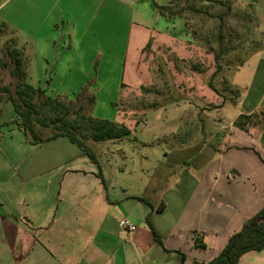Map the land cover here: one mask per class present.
I'll use <instances>...</instances> for the list:
<instances>
[{
  "label": "rangeland",
  "instance_id": "rangeland-1",
  "mask_svg": "<svg viewBox=\"0 0 264 264\" xmlns=\"http://www.w3.org/2000/svg\"><path fill=\"white\" fill-rule=\"evenodd\" d=\"M156 4L169 6L165 16ZM102 13L97 16L95 38L92 28L82 45L70 48L66 38L53 48L44 46L46 53H39V66L24 80L46 92L44 98H35L40 104L36 132L44 139L58 133L54 125L43 126L39 119L63 116L65 110L54 106L66 104V119L83 122L77 135L93 150L97 163L69 139L35 144L28 137L33 147L27 143L18 156L19 181L27 175L22 167L28 165L35 168L30 173L33 182H57L64 168H97L115 185L132 181L118 168H139L147 185L145 190L134 187L132 191L154 203L177 179L171 168H189L188 163H172L164 155L182 150L183 142L168 135L174 127L181 133L190 131L195 141L214 144L221 134L231 133L233 126L246 132L258 127L257 137L264 141V112L254 113L252 121L242 115L236 123L221 126L223 120H237V113L247 109L245 100L264 87V0H128L127 7L109 8L106 23L101 21ZM27 31L20 30L21 38L31 42ZM16 49L22 51L26 68L24 46L1 28L0 88H9L20 102L16 91L21 81L13 75L15 65L10 57ZM210 82L227 98L223 112L215 100L217 96L219 102L224 99L210 88ZM234 90L242 96L237 104ZM0 98L5 102L0 117L20 119L9 94L0 92ZM47 99L51 103L43 105ZM201 106L209 114L205 121L193 112ZM97 119L117 121L132 134L117 141H95L92 120ZM39 168L48 169L41 173ZM159 172L168 178L159 181ZM151 183L161 187L155 190ZM111 195L117 197V189H111ZM106 197L102 187L95 194L102 202Z\"/></svg>",
  "mask_w": 264,
  "mask_h": 264
},
{
  "label": "crops",
  "instance_id": "crops-1",
  "mask_svg": "<svg viewBox=\"0 0 264 264\" xmlns=\"http://www.w3.org/2000/svg\"><path fill=\"white\" fill-rule=\"evenodd\" d=\"M113 5L127 7L128 0H0V29L9 30L24 46L29 77L39 66V53H46L44 46L53 48L66 38L70 48L82 45L92 28L95 38L98 14L104 12L101 21L106 23ZM20 30H28L33 40H23ZM260 91L245 100L247 109L237 113V120H223L221 126L236 123L242 115L252 121L254 113L264 112V87ZM217 97L215 105L223 112L226 103ZM241 100L239 96L234 102ZM4 103L0 98V113ZM206 109L193 108L198 120L209 116ZM17 120L0 117V264L209 263L264 207V141L257 137L258 127L246 132L233 126L216 144L195 141L178 126L171 129L168 135L183 142L182 150L164 155L189 168H171L175 183L153 203L132 191L147 185L139 168H118L132 177L120 185L103 174L104 185L97 168H64L57 182H33L35 168L28 165L19 181L18 156L30 142ZM39 169L43 173L48 168ZM158 174L159 181L168 178L167 173ZM151 184L155 190L161 187ZM101 187L106 202L95 199ZM111 189L119 195L113 197ZM123 220L136 231L122 227ZM239 264H264V250L245 254Z\"/></svg>",
  "mask_w": 264,
  "mask_h": 264
},
{
  "label": "trees",
  "instance_id": "trees-1",
  "mask_svg": "<svg viewBox=\"0 0 264 264\" xmlns=\"http://www.w3.org/2000/svg\"><path fill=\"white\" fill-rule=\"evenodd\" d=\"M173 3V2H172ZM171 3V4H172ZM156 8L162 15H166L169 11V6H160L156 4ZM22 51L13 50L11 51L10 57L13 60L15 68L13 70V75L16 76L21 82L16 91L19 101L17 102L13 97L9 88H0V92H5L9 94V100L13 104V107L16 111V114L20 117L16 121L18 125L22 128L24 134L28 137H32L35 141V144H42L48 141L56 140L61 137H67L73 144L77 145L85 155L90 157L91 160L97 163L95 153L93 150L88 147L85 142L77 135V131L83 127V122H73L70 123L66 119V114L68 115V106L64 103L58 102L54 107L56 109L65 110V113L61 117H57L53 120L50 119H39V123L43 126H51L54 125L56 129L60 130L55 135L49 138H42L40 134L36 132L35 129V117L39 114L40 104L35 101V98L39 100L44 98L46 92L41 88L34 87L31 84H24V80L27 75L25 72V62L21 58ZM218 57V56H217ZM221 68V67H220ZM210 88L221 95L224 99L225 103L227 101L226 96H223L218 88L210 82ZM234 96L237 98L239 94L236 91H232ZM77 101H80L81 96H78ZM91 102H95V99L92 98ZM51 103V100H44L43 105H48ZM221 107V106H219ZM22 119V120H21ZM93 122V139L95 141H105V140H122L127 139L131 136L132 132L125 126H118L112 121L109 120H92ZM62 124L59 125V124ZM239 125V123L237 122ZM101 178L103 184L105 185V178L103 176L102 170L100 169L98 173ZM142 201L149 203L146 199L140 198ZM162 208H158V211H162ZM149 222V217L147 218ZM158 239V236H157ZM264 250V207L260 212L255 214L253 217L248 219L242 229L236 233L220 253L214 260L209 263H201V264H239L241 258L252 251L261 252Z\"/></svg>",
  "mask_w": 264,
  "mask_h": 264
},
{
  "label": "built area",
  "instance_id": "built-area-1",
  "mask_svg": "<svg viewBox=\"0 0 264 264\" xmlns=\"http://www.w3.org/2000/svg\"><path fill=\"white\" fill-rule=\"evenodd\" d=\"M121 226L132 232L136 231L137 229V227L133 223H131L129 220H123Z\"/></svg>",
  "mask_w": 264,
  "mask_h": 264
}]
</instances>
